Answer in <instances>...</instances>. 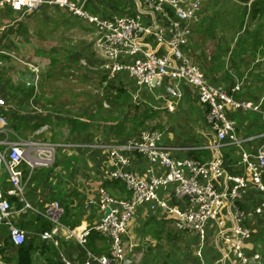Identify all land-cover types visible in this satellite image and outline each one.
<instances>
[{
  "label": "crops",
  "instance_id": "1",
  "mask_svg": "<svg viewBox=\"0 0 264 264\" xmlns=\"http://www.w3.org/2000/svg\"><path fill=\"white\" fill-rule=\"evenodd\" d=\"M78 1L101 17L138 14L142 24L153 23L152 15L142 0ZM41 21L44 22L43 25H52L54 28L64 30H71L70 24L79 22L89 24L53 4H44L38 11L27 14L10 6H0V57L6 58L9 53L3 50L10 48L22 56H35L39 49L36 39L39 40V36H42L40 26L36 28V25ZM214 30L205 33L196 27L186 49L198 62L210 82L231 87L233 78L231 80L229 75L231 70L226 65L224 55L226 56L227 51L233 55L234 48L224 47L223 38L218 35L219 29ZM91 44H94L93 39ZM94 50L98 51L97 48ZM85 52L86 50H80L78 55L81 56ZM99 57V60L95 59L94 62V64L97 62V65L85 66L86 61L80 60L85 75H96L98 70H101L103 57L101 54ZM243 57L247 56L232 57V63L237 70V63L243 61ZM20 63L25 65L28 71L27 90L9 94L7 89L11 86L6 89L4 87V83H8L9 80H4L5 77L0 75V97L11 106L9 110L0 107V112L8 115L10 130L15 134L10 135V138L27 139L28 137H20L17 133L25 135L26 132L32 131V136L47 139L56 145L52 165L36 167L33 170L26 165L23 167L26 197L33 210H21L22 204L19 199L7 195L15 209L13 215L15 223L26 230L25 242L31 244L35 261L41 262L45 257H52L57 261H62V257L72 261H83L87 257V251L93 254L107 252V238L92 228L99 222L101 212L96 206L85 208L84 204L87 200L95 198L102 188L117 198L130 195L122 181L109 177L113 165L108 146L145 129L142 128V124L146 122L145 116L147 118L159 116L160 143L168 148L172 157L206 162L218 154L213 147L215 135L205 122V107L198 101L195 89L188 83L180 84L181 97L177 99L170 92L171 83L168 80L159 87L139 86L132 77L121 72L117 74L116 84L106 83L108 85L106 89L113 91L110 92L112 97L110 108L105 109L102 105L104 99L97 100L93 94L86 98L85 103L79 104L72 103L69 96L56 98L54 89L51 91L47 89L49 98H45L40 93L35 67L30 63L22 61ZM241 69L244 78L256 77L247 66ZM4 71V65L0 63V73ZM71 73L76 74V71L71 70ZM104 82L101 80L100 84L88 82L87 87H94L96 91L104 89ZM248 82L242 86L240 93H234V96L237 99H251L257 102L260 111H233L240 147L225 145L222 148L224 176L241 173L248 176L244 172L241 153L242 151L255 153L259 139H246L250 136L259 137L264 133V82H256L254 87L253 84L250 86L251 81ZM10 100H14L13 105L9 104ZM139 118L142 120L140 123ZM148 166L149 162L145 157L134 153L127 168L137 176L144 177ZM215 182L218 188H229V181L224 177L218 178ZM0 184L7 193L10 185L7 172L1 165ZM159 195L168 203L176 205H183L186 199L175 197L172 187L160 190ZM263 200L261 191L247 179L246 197L238 202L240 209L249 211L241 220V224L251 231V235L243 242L241 248L248 258L246 264H264V209L261 213H251L252 208ZM54 201L62 208L59 217L62 226L53 240H44L40 234L50 229L49 220L44 212ZM174 221L175 215L164 208L152 211L147 205L138 207L128 222L127 234L124 237L126 264H244L218 235L220 228L228 231L235 223L231 208L227 204L217 215V221L222 223L212 220L207 223L203 241H199L191 231L178 230L174 226ZM45 222L48 225L47 229H43ZM87 228L90 229L85 237V247H82L76 238L67 237L65 234L68 229L80 233ZM0 254L5 255L4 258L14 264L17 248L4 239L3 245L0 246ZM253 255H258V258H254Z\"/></svg>",
  "mask_w": 264,
  "mask_h": 264
},
{
  "label": "built area",
  "instance_id": "2",
  "mask_svg": "<svg viewBox=\"0 0 264 264\" xmlns=\"http://www.w3.org/2000/svg\"><path fill=\"white\" fill-rule=\"evenodd\" d=\"M208 1L142 0L153 18V23L142 24L138 14L101 17L86 10L78 0H0V6H10L23 14L38 11L44 4L57 5L92 25L94 46L104 58L100 69L106 73L107 78L124 72L137 85L148 87H159L168 80L171 83L170 92L177 99L181 97L180 84L188 83L195 89L198 101L205 107L206 125L215 135L213 147L218 154L206 162L172 157L168 148L160 143L158 129H141L121 142L110 144L108 149L113 169L109 177L122 181L130 195L117 198L102 188L95 198L85 202V208L96 206L101 212L99 222L92 228L107 238V252L93 254L87 251V257L83 261L62 257L64 264H126L124 237L128 222L142 205H147L152 211L158 208L168 210L175 215L174 226L178 230L191 231L199 241H203L207 223L217 221L219 210L225 204L231 208L235 223L228 231L220 228L218 235L242 263H247L248 258L241 248L251 231L241 224V220L249 211L240 209L238 202L246 197L247 179L264 197V133L259 137L250 136L246 139H259L255 153H241L244 172L248 176L242 173L224 176L222 148L225 145L240 147L233 111H260V108L257 102L234 96V93L241 91L243 79L234 78L231 87L212 83L198 62L187 52L186 46L194 31L193 26L199 21V11ZM0 107L9 110L11 106L0 97ZM12 134L8 115L0 112V165L6 170L10 185L5 193L0 184V246L7 238L11 246L18 247L26 240V230L15 223V209L7 195L19 199L21 210H33L26 197L23 167L26 165L33 170L52 165L56 145L33 138L11 139ZM134 153L140 154L149 162L144 177L137 176L127 168ZM220 177L229 181V188L216 186L215 181ZM169 187H172L175 197H186L183 205L170 204L159 195L160 190ZM263 209L264 200L254 206L251 213H261ZM61 213L62 208L56 201L45 209L44 214L51 227L40 234L42 239H54L62 226L59 222ZM89 229H83L80 233L68 229L65 234L76 238L85 247ZM253 257L258 258V255ZM0 264H9L1 254Z\"/></svg>",
  "mask_w": 264,
  "mask_h": 264
},
{
  "label": "rangeland",
  "instance_id": "3",
  "mask_svg": "<svg viewBox=\"0 0 264 264\" xmlns=\"http://www.w3.org/2000/svg\"><path fill=\"white\" fill-rule=\"evenodd\" d=\"M84 8L88 10L85 6ZM252 13L249 12L244 5L238 3L237 0H210L207 4L202 6V10L199 11L198 14L199 21L194 24L193 28L194 30L196 27L201 28L205 33H209L211 29L212 32L215 31L214 29H219L218 35H221L223 38V46L229 47L230 49L234 48L232 54L235 55V57H241L240 49H253V42L256 39L264 41V12ZM38 19L41 20L40 17ZM43 23L44 22L41 21L36 25V28L40 26L42 36H39V40L36 39V45L39 49L35 56L28 57L19 55L18 52L12 48L3 50L10 55L6 58L0 57V63L4 65L5 70L4 73H0V75L5 77L4 80H9L8 83H4V87L6 89L9 85L11 86V88L7 89V92H9V94H14L16 91L20 93L21 91L28 89L26 85L28 71L25 65L20 63L22 61L24 63H30L35 67L34 70L37 72L40 93H42L45 98H49L47 95V89L48 91L54 89V96L56 98L63 95L69 96L74 104L85 103L86 98L93 94V97L97 100L104 99L105 102L102 101L103 107L109 109L111 105L110 101L112 99L110 92L113 90L106 89V87H108L106 83L116 84L117 75L113 78H107L106 73L102 70H98L96 75H85V70L83 69L84 66L80 64V60H83L87 63L85 66L92 65L94 64L95 59L99 60L100 58L99 56L101 52L99 50V52L94 50L96 47L94 46V48V44H91L94 36L91 29L92 25L90 26L89 24L79 22V24H70V27L72 28L71 30H64L62 28H54L52 25H43ZM241 37H247L248 40L245 42V48L240 47L239 49L237 44ZM209 42L212 43L211 40H209ZM80 50H86V52L79 56L78 54ZM262 50H264V42L261 51ZM188 53L191 55L190 52ZM254 53L255 51H248L244 54L247 57H243V61L237 63L238 70L232 63L233 55H231L230 51H227L226 56L224 55L226 65L230 68L233 77L243 79L242 86L248 84V81H251L250 86L253 84L252 87H254L256 82H264V54L258 52L256 54L259 56L258 59H253L251 55ZM102 59L104 62V58ZM102 64L100 65V68ZM94 65H97V62ZM243 66H247L249 71L254 73L257 78L254 76L252 79L251 77L248 78V76L244 78L241 69ZM71 70L76 71V74L71 73ZM235 72L237 73L235 74ZM100 80L103 82L105 81L104 89L96 91L94 87H87L88 82L100 84ZM248 91L251 93L250 89H248ZM41 96L42 95L40 94L39 97ZM10 101L9 104L13 105L14 100ZM104 103L106 105H104ZM148 117L149 118L145 116L146 122L142 124V128H160L159 116ZM140 122H142V120L139 118L138 123ZM17 134L23 138L28 137L47 141V139L32 136V131L26 132L25 135ZM120 184L122 185V183Z\"/></svg>",
  "mask_w": 264,
  "mask_h": 264
},
{
  "label": "trees",
  "instance_id": "4",
  "mask_svg": "<svg viewBox=\"0 0 264 264\" xmlns=\"http://www.w3.org/2000/svg\"><path fill=\"white\" fill-rule=\"evenodd\" d=\"M240 3V2H239ZM242 5H245V7L249 10V12H253V13H263L264 12V0H253L249 6H247V3H240ZM252 13V14H253ZM73 15V14H72ZM247 37H241L240 40L238 41V48L240 49V47H243L245 48V42L247 41ZM263 40L261 39H256L253 43H254V47L253 49H250V50H242L240 49V55H244L245 53H247L248 51H255L254 54H252V58L253 59H258L259 56H257L256 54L258 52H262L264 54V50L261 51L262 49V45H263ZM237 43V42H236ZM256 47H259V48H256ZM246 56V55H244ZM264 59V58H263ZM230 75V78L232 80L233 78V81H234V78L233 77V74L229 73ZM233 83V82H232ZM251 100V99H250ZM255 102V101H254ZM9 199V198H8ZM10 201V200H9ZM47 223L45 222L44 223V226H43V229H47ZM49 228H50V225H49ZM7 239V238H5ZM8 240V239H7ZM17 248V255L15 257V263L14 264H64L62 261H57V260H54L52 257L49 258V257H45L43 261L41 262H38V261H35L34 257H33V250H32V246L30 243H26L24 242L22 245L16 247ZM5 256V255H4ZM6 258V257H5ZM7 260V259H6ZM8 262V261H7Z\"/></svg>",
  "mask_w": 264,
  "mask_h": 264
},
{
  "label": "water",
  "instance_id": "5",
  "mask_svg": "<svg viewBox=\"0 0 264 264\" xmlns=\"http://www.w3.org/2000/svg\"><path fill=\"white\" fill-rule=\"evenodd\" d=\"M238 2H241V3H250L252 2L253 0H237ZM108 212V210H107Z\"/></svg>",
  "mask_w": 264,
  "mask_h": 264
},
{
  "label": "bare ground",
  "instance_id": "6",
  "mask_svg": "<svg viewBox=\"0 0 264 264\" xmlns=\"http://www.w3.org/2000/svg\"><path fill=\"white\" fill-rule=\"evenodd\" d=\"M101 234V233H100Z\"/></svg>",
  "mask_w": 264,
  "mask_h": 264
}]
</instances>
